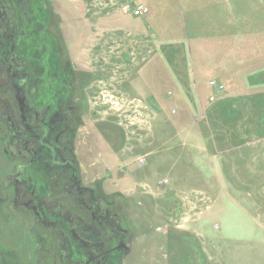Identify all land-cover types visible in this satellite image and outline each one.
Instances as JSON below:
<instances>
[{
  "label": "rangeland",
  "instance_id": "obj_1",
  "mask_svg": "<svg viewBox=\"0 0 264 264\" xmlns=\"http://www.w3.org/2000/svg\"><path fill=\"white\" fill-rule=\"evenodd\" d=\"M46 2L79 177L126 231L117 264H264V0ZM2 147L0 264H71L62 222L11 206Z\"/></svg>",
  "mask_w": 264,
  "mask_h": 264
},
{
  "label": "flooded vegetation",
  "instance_id": "obj_2",
  "mask_svg": "<svg viewBox=\"0 0 264 264\" xmlns=\"http://www.w3.org/2000/svg\"><path fill=\"white\" fill-rule=\"evenodd\" d=\"M49 11L46 0H0V143L4 158L17 166L11 206L33 220L62 222L71 264H117L119 251H129L126 231L79 177L69 146L74 67H62L53 53ZM65 199L80 211L69 212ZM8 204L0 195V211Z\"/></svg>",
  "mask_w": 264,
  "mask_h": 264
},
{
  "label": "built area",
  "instance_id": "obj_3",
  "mask_svg": "<svg viewBox=\"0 0 264 264\" xmlns=\"http://www.w3.org/2000/svg\"><path fill=\"white\" fill-rule=\"evenodd\" d=\"M220 88V87H219ZM144 162H145V159H140V163L141 164H144Z\"/></svg>",
  "mask_w": 264,
  "mask_h": 264
}]
</instances>
